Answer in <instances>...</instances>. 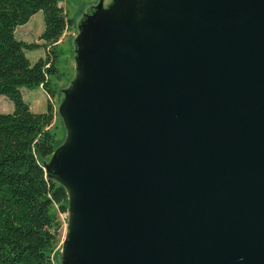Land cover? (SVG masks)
I'll use <instances>...</instances> for the list:
<instances>
[{"label":"water","instance_id":"1","mask_svg":"<svg viewBox=\"0 0 264 264\" xmlns=\"http://www.w3.org/2000/svg\"><path fill=\"white\" fill-rule=\"evenodd\" d=\"M121 4L83 36L45 165L69 264H264V0Z\"/></svg>","mask_w":264,"mask_h":264},{"label":"trees","instance_id":"2","mask_svg":"<svg viewBox=\"0 0 264 264\" xmlns=\"http://www.w3.org/2000/svg\"><path fill=\"white\" fill-rule=\"evenodd\" d=\"M58 0H0V95L12 104L0 112V264H54L53 250L63 212V187L45 170L52 153V109L32 111L22 88L40 87L53 94L49 73L55 71L54 46L71 26ZM40 11L37 42L14 36L16 26ZM42 48L43 57L29 61L25 51Z\"/></svg>","mask_w":264,"mask_h":264},{"label":"rangeland","instance_id":"3","mask_svg":"<svg viewBox=\"0 0 264 264\" xmlns=\"http://www.w3.org/2000/svg\"><path fill=\"white\" fill-rule=\"evenodd\" d=\"M124 0H64L63 5L66 9L67 17L71 20L70 28L63 31L59 40L54 46L55 71L49 73V85L53 89V94L48 95L44 93L39 87L22 88V98L29 105L32 111L38 112L45 109L46 102L49 103L53 119L51 123V130L54 137V146L52 153L48 156L46 164L48 169L52 167V155L57 153L60 145L63 143L67 136V125L62 110L64 103L69 94L70 86L74 79L79 76V49L82 46L83 36L86 30H89L92 22L99 19L103 15H113L121 10V3ZM42 29V17L40 11L33 13L29 19L15 27L14 36L17 39L25 42H37V35ZM25 56L34 61L38 57L44 56L42 48L25 51ZM49 99V100H48ZM12 104L4 96L0 95V112H9ZM47 171L50 176L59 183L53 171ZM60 184V183H59ZM61 185V184H60ZM62 186V185H61ZM63 187V186H62ZM67 205L63 212L59 211L55 205L60 221L58 229V240L53 250V263L54 264H69L67 258L64 241L67 233L68 223V207L69 199L66 189L63 187Z\"/></svg>","mask_w":264,"mask_h":264},{"label":"built area","instance_id":"4","mask_svg":"<svg viewBox=\"0 0 264 264\" xmlns=\"http://www.w3.org/2000/svg\"><path fill=\"white\" fill-rule=\"evenodd\" d=\"M64 0H58V2H57V5H59L61 8H62V10H64V5H63V2ZM40 88V87H39ZM41 89V88H40ZM42 90V89H41ZM43 91V90H42ZM44 92V91H43ZM44 93H46V92H44ZM46 96H47V98H49V96H48V94L46 93ZM49 100V99H48Z\"/></svg>","mask_w":264,"mask_h":264},{"label":"crops","instance_id":"5","mask_svg":"<svg viewBox=\"0 0 264 264\" xmlns=\"http://www.w3.org/2000/svg\"><path fill=\"white\" fill-rule=\"evenodd\" d=\"M30 61V60H29ZM33 61V60H32ZM38 88V87H37Z\"/></svg>","mask_w":264,"mask_h":264}]
</instances>
